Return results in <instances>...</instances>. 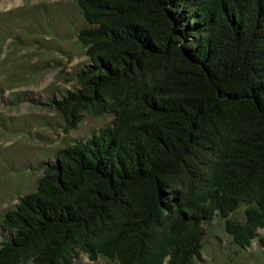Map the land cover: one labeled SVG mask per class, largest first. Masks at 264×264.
I'll use <instances>...</instances> for the list:
<instances>
[{"label": "trees", "instance_id": "obj_1", "mask_svg": "<svg viewBox=\"0 0 264 264\" xmlns=\"http://www.w3.org/2000/svg\"><path fill=\"white\" fill-rule=\"evenodd\" d=\"M77 5L88 62L51 106L65 133L84 113L113 119L4 214L0 264H195L216 217L249 248L264 230V0ZM11 38L0 28V57Z\"/></svg>", "mask_w": 264, "mask_h": 264}, {"label": "rangeland", "instance_id": "obj_2", "mask_svg": "<svg viewBox=\"0 0 264 264\" xmlns=\"http://www.w3.org/2000/svg\"><path fill=\"white\" fill-rule=\"evenodd\" d=\"M77 1L0 0V15H22L0 26L12 34L0 57V84L5 87L0 88V248L10 235L2 228L4 214L36 191L59 150L97 135L113 119L111 114L97 118L84 113L77 129L65 133L62 117L51 106L52 98L78 88V71L88 62L78 41L86 22ZM15 78L20 81L15 83ZM17 92L25 94L26 101L12 105L8 98ZM236 217L244 218V207ZM204 228L202 261L195 264H264V230L242 250L221 217ZM75 264L115 263L81 255Z\"/></svg>", "mask_w": 264, "mask_h": 264}]
</instances>
